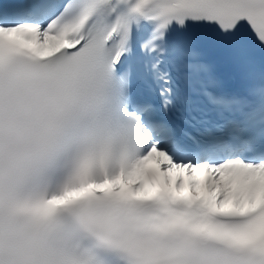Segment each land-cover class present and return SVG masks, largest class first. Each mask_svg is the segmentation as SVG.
<instances>
[{"label": "snow or ice", "instance_id": "6c2138e0", "mask_svg": "<svg viewBox=\"0 0 264 264\" xmlns=\"http://www.w3.org/2000/svg\"><path fill=\"white\" fill-rule=\"evenodd\" d=\"M0 264H264V0H0Z\"/></svg>", "mask_w": 264, "mask_h": 264}]
</instances>
